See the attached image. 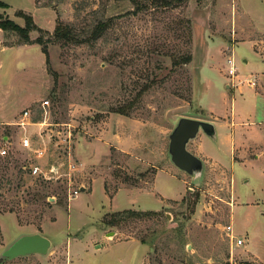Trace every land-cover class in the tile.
Wrapping results in <instances>:
<instances>
[{
	"label": "rangeland",
	"instance_id": "rangeland-1",
	"mask_svg": "<svg viewBox=\"0 0 264 264\" xmlns=\"http://www.w3.org/2000/svg\"><path fill=\"white\" fill-rule=\"evenodd\" d=\"M0 1L8 5L0 20L22 26V10L49 33L57 17L78 28L113 17L91 42L49 43L48 64L40 45L0 29V175L23 180L14 193L0 190V253L23 233L50 240L45 255L0 264H264V156L253 167L236 164L231 179L230 157L239 154L227 152L235 111L242 124L262 128L242 140L264 154V0H187L132 14L130 0ZM184 53L190 61L177 63ZM182 116L216 121V137L199 131L186 145L203 162L197 178L168 154ZM121 145L125 152L113 147ZM71 161L79 170L66 179ZM33 164L56 168L42 179L27 173ZM125 209L156 213L105 227V214ZM104 228L116 237L95 249Z\"/></svg>",
	"mask_w": 264,
	"mask_h": 264
},
{
	"label": "trees",
	"instance_id": "trees-1",
	"mask_svg": "<svg viewBox=\"0 0 264 264\" xmlns=\"http://www.w3.org/2000/svg\"><path fill=\"white\" fill-rule=\"evenodd\" d=\"M134 5V8L130 11V13H137L148 8H166V7H175L187 0H130ZM37 6H41L39 0H34ZM43 6V5H42ZM0 7L6 8L8 5L2 1H0ZM129 12V11H128ZM15 16L21 17L23 19V25H19L14 21L10 20L9 18L0 20V29L3 31H13L15 32L20 41L23 44H31L36 43L40 45L41 52L45 56V62L48 64L49 62V53H48V44L49 43H61L62 45H70V44H77L82 42H91L98 38L107 27L111 25L113 17L110 16L104 20H99L91 27H76L73 24L63 22L59 17L56 18L54 28L51 33L49 31L44 30L38 27L31 15L26 13L22 10L15 11ZM31 31H38L40 34L35 37V39L30 38ZM47 34V37L44 34ZM190 54L184 53L180 56V59L177 61L179 64H186L190 61ZM176 63V62H175ZM4 168V166L2 167ZM26 168V167H25ZM20 170V169H19ZM20 172H23L20 170ZM27 173H30V169H28ZM23 180L22 179H13V177H9L8 175L1 174L0 175V190L5 189V192L11 193L14 191L19 190L22 186ZM5 192L0 191V204L3 202ZM26 194H29L27 192ZM16 195V194H14ZM33 195L36 196V200H41L42 195L39 191L35 192ZM20 199H17L15 202H19ZM31 201V199H30ZM28 201V202H30ZM24 202H27L24 201ZM9 211H11L9 209ZM156 211H136L132 209H125L122 211H116L110 214H105L102 217L101 221L104 223L105 227L108 226H115L119 224L126 218L132 217H141V215H152L155 214ZM1 261V259H0Z\"/></svg>",
	"mask_w": 264,
	"mask_h": 264
},
{
	"label": "water",
	"instance_id": "water-1",
	"mask_svg": "<svg viewBox=\"0 0 264 264\" xmlns=\"http://www.w3.org/2000/svg\"><path fill=\"white\" fill-rule=\"evenodd\" d=\"M201 131L207 137H216L214 123L198 118L182 116L176 121L174 127L168 134V154L170 161L180 170L197 178L203 169L202 160L190 152L186 145ZM108 236L113 235L110 231ZM50 247V240L38 232L23 233L9 243L0 253V259H13L29 254L45 255Z\"/></svg>",
	"mask_w": 264,
	"mask_h": 264
},
{
	"label": "crops",
	"instance_id": "crops-1",
	"mask_svg": "<svg viewBox=\"0 0 264 264\" xmlns=\"http://www.w3.org/2000/svg\"><path fill=\"white\" fill-rule=\"evenodd\" d=\"M232 101H234L233 97H232ZM236 115L240 119L239 118L236 119L235 118ZM228 117H229V115L227 116V128L229 130L230 140H231V142H233V145L231 146L230 143L228 144L229 147L227 146V148H228L227 152L231 153L235 149L239 154V160L238 161L234 160V158H233L234 156L230 157L231 159H233V160H231V173H232L231 179H233L234 178V168H235L236 164H238L240 166H246V164H250V167H253L252 166L253 162L258 161L260 157L264 156V154L262 152L263 149L261 147H258L257 143H254V145H252V146L251 145L247 146V145H245V140H242V137H244L246 135V133H248V132H249V134L252 133L254 136L256 134V136L259 137L260 134L258 131H262V128L260 126H258V128L256 129L255 127L242 124L241 121H245V120L242 119L241 116H239L238 112H235V111L230 112L231 118H228ZM207 120L212 121L214 123V125L216 126L215 120H212V119H207ZM261 124H264V120L261 121ZM236 130L238 131V134H237V132H235ZM94 144L95 145H92L93 149L97 148L98 146H101L100 148L103 150V153L107 150L108 146L104 145L103 143H101V144L94 143ZM113 147L115 149L121 150L122 152H125L123 150H126L125 148L122 147V145L120 147H116V146H113ZM250 148L252 150H254L255 153L253 154L252 157L248 158V152H249ZM96 157H97V155H96ZM262 176H264V169H263V175ZM80 189H83V188H80ZM113 198H114V196H113ZM111 211H114V210H111ZM107 212H109V211H107ZM108 232H110V231L106 230V228H104L102 231L98 232L99 237H97V236L96 237L99 240L96 241V243L94 245L95 249L101 248L103 245H106V241L112 243V238L116 237L117 233H115L112 237H110L107 235ZM97 245H99V246L97 247Z\"/></svg>",
	"mask_w": 264,
	"mask_h": 264
},
{
	"label": "built area",
	"instance_id": "built-area-1",
	"mask_svg": "<svg viewBox=\"0 0 264 264\" xmlns=\"http://www.w3.org/2000/svg\"><path fill=\"white\" fill-rule=\"evenodd\" d=\"M226 63H227V73L230 74L231 76H234L236 73V64H235V60L233 57V54H230L227 58H226ZM254 83V81H252V84ZM48 105V100H43L41 102V107H46ZM28 116V110H23L22 111V115L20 117V120L17 122L18 125H25L27 124V120H25ZM70 138V132L67 131V135L66 138L64 140H67ZM22 145L23 146H27L29 144V140L26 136H24L22 138ZM67 148L70 146L69 143L67 142ZM43 149L42 148H36L34 150V152L36 153V156H41L43 154ZM6 152L5 149H2L0 151L1 154H4ZM56 168V167H55ZM53 166H51L48 170H53L55 169ZM30 171L32 174H39L41 176L42 179H49L51 178L50 175H48V170H44L42 171V169L37 165V164H33L30 166ZM67 173L66 174V179H70V174L73 172H75L76 170H79L78 164L71 161L68 162L67 164ZM80 191V188H75L69 191V196L70 197H75L78 195V192ZM229 238H233L232 235L229 236ZM232 243H234L235 245H241L243 243V239L242 238H238V237H234V241L230 240Z\"/></svg>",
	"mask_w": 264,
	"mask_h": 264
}]
</instances>
